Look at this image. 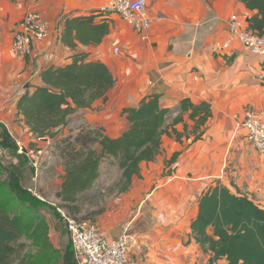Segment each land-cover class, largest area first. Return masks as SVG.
<instances>
[{
	"label": "crops",
	"instance_id": "0c3cea01",
	"mask_svg": "<svg viewBox=\"0 0 264 264\" xmlns=\"http://www.w3.org/2000/svg\"><path fill=\"white\" fill-rule=\"evenodd\" d=\"M110 1L0 0V122L26 150H43L42 161L51 164L59 158L55 197L65 173L57 150L62 138L96 128L118 137L130 125L124 110L150 96H158L169 108L184 98L209 103L212 116L202 127V136L194 139L195 122L185 113L184 122L175 125L183 136L163 135L156 158L143 161L130 188L113 200L118 211L115 226H109L106 216L101 222L111 237L128 226L138 234L142 248L131 247L133 264H210V254L191 230L203 193L220 181L264 207V157L241 128L247 110L264 111V82L259 79L264 57L238 40L225 46L230 16L238 13L249 25L256 11L242 0H147L155 21L149 30L138 31L118 14L100 11ZM33 10L49 22L50 34L36 44L31 56L20 59L11 52L13 29ZM101 26L107 31H98ZM78 54L107 64L116 83L106 99L71 114L54 137L36 138L19 115L18 100L29 86L33 91L43 84L44 69L63 66ZM176 115L173 112L168 123ZM114 166L120 179L121 170L117 163ZM213 264L228 262L220 259Z\"/></svg>",
	"mask_w": 264,
	"mask_h": 264
},
{
	"label": "trees",
	"instance_id": "16d2710c",
	"mask_svg": "<svg viewBox=\"0 0 264 264\" xmlns=\"http://www.w3.org/2000/svg\"><path fill=\"white\" fill-rule=\"evenodd\" d=\"M242 1L248 9L256 11L249 19V29L264 35V0ZM100 30L105 32L107 27L101 26ZM40 75L43 84L34 86L33 91L30 90L33 86H29L18 100L19 115L39 139L54 137L55 129L65 125L71 114L91 107L98 99H106L116 83L107 64L88 60L84 54L73 56L63 66L52 65ZM173 112L177 115L168 123ZM124 113L130 125L118 137H110L102 128H96L82 130L75 137L66 136L57 143L65 173L56 197L61 207L75 217L82 211V195L99 179L105 157L113 158L121 170L115 183L117 193L126 192L133 177L140 174L141 163L153 161L160 152L163 135L174 133L178 139L183 136L184 132L175 125L184 122L185 113L195 122L194 139L202 136V127L212 116L207 102L195 103L184 98L176 108H169L161 105L158 96L146 97ZM0 134L13 138L6 128ZM30 191L14 172L9 182L0 183V264H77L72 245L64 252L54 247L50 224L37 208L41 199ZM14 202L19 208L13 214L9 205ZM191 230L197 244L210 254V264L220 259L228 264H264V207L220 181L201 196ZM24 238L40 243L42 253L38 261L31 257Z\"/></svg>",
	"mask_w": 264,
	"mask_h": 264
},
{
	"label": "built area",
	"instance_id": "2783aa9c",
	"mask_svg": "<svg viewBox=\"0 0 264 264\" xmlns=\"http://www.w3.org/2000/svg\"><path fill=\"white\" fill-rule=\"evenodd\" d=\"M100 11L116 13L138 31L149 30L155 18L148 10L147 0H111ZM158 18L157 20H159ZM50 34L49 22L40 11L27 12L13 29L11 52L20 59H26L34 52L36 44L44 43ZM238 40L253 54L264 57V35L249 29L244 16L233 13L229 18L228 46ZM264 82V72L259 75ZM245 139L264 157V111L247 110L241 125ZM19 152L25 154L29 163L39 171L43 150H26L21 139L14 137ZM77 264H133L129 257L131 247L142 248L139 236L129 226L118 236L111 237L104 227L88 218L63 213Z\"/></svg>",
	"mask_w": 264,
	"mask_h": 264
},
{
	"label": "rangeland",
	"instance_id": "374dc122",
	"mask_svg": "<svg viewBox=\"0 0 264 264\" xmlns=\"http://www.w3.org/2000/svg\"><path fill=\"white\" fill-rule=\"evenodd\" d=\"M4 128L8 130L0 122V132H3ZM77 134L72 136L75 137ZM12 135L13 138L0 134V183L9 182L12 172L21 177L22 184L41 199V201L39 199L37 201V208L50 224V237L54 247L64 252L71 246V240L63 220V213L68 214L70 212L61 207V203L57 201L56 196L54 197L55 190L60 183L59 158H54L51 164H48L45 161L46 159L41 160L40 167L42 169L37 176L38 171L31 166L27 156L19 152L14 138L16 134ZM104 162L102 177L90 191L82 195V213L78 214V217L88 218L102 225L101 218L106 216L109 226H115L118 211L113 200L119 196L115 188V183L119 179V170L113 169L115 163H117L116 161L111 163V160H105ZM18 208L17 202L9 205V209L13 214L16 213ZM23 240L28 243V252L31 257L34 261H38L42 253L40 243H35L32 238H24Z\"/></svg>",
	"mask_w": 264,
	"mask_h": 264
}]
</instances>
